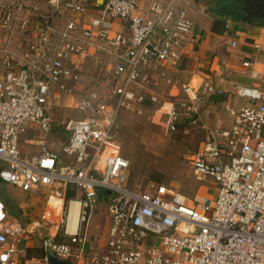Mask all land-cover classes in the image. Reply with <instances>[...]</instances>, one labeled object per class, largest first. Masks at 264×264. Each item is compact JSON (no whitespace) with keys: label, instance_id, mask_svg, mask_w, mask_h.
<instances>
[{"label":"built area","instance_id":"built-area-1","mask_svg":"<svg viewBox=\"0 0 264 264\" xmlns=\"http://www.w3.org/2000/svg\"><path fill=\"white\" fill-rule=\"evenodd\" d=\"M202 1L149 0L142 7L140 0H0V183L23 193L63 189L55 233L42 240L45 253L71 264H264V50L253 43L244 55L241 68L253 85L234 90L235 104L216 82L182 84L178 66L194 47L190 9ZM90 62L110 70L104 88L82 82ZM155 77L166 94L156 92ZM63 97L84 116L63 126L67 160L45 144L35 156L22 155L19 135L26 126L52 132L49 109ZM145 103L157 106L166 136L186 120L203 122L220 103L229 127L217 120L218 132L207 130L187 159L196 182L215 183L213 201L194 203L164 183L129 184L117 122ZM66 187L73 191L68 200ZM101 200L110 218L106 240L87 250ZM30 239L0 201V264H20L6 246Z\"/></svg>","mask_w":264,"mask_h":264},{"label":"rangeland","instance_id":"rangeland-1","mask_svg":"<svg viewBox=\"0 0 264 264\" xmlns=\"http://www.w3.org/2000/svg\"><path fill=\"white\" fill-rule=\"evenodd\" d=\"M205 2L206 0L202 1L204 5L202 10L204 13H209ZM230 3L235 7L230 9V12L240 18V21L230 23L236 26L237 29H249L259 27L261 25L259 23L264 24V0H239L238 2L230 1ZM195 12L198 13V7H195ZM207 13L208 20L211 15ZM221 44L225 54L231 55L227 52L225 43L221 42ZM96 67L97 65L93 62L88 64L86 72L82 76V82L88 87L104 88L110 80V70L101 66L98 69ZM122 80L123 78L120 77L119 81ZM229 97L226 95V102L233 103V96ZM65 100L66 98L63 97L62 101L53 103V106L49 109V114L55 122V128L45 138L47 146L59 154L62 161L67 160L62 154V148L68 140V134L63 126L68 119L77 120L84 117L77 110L67 109ZM156 109L157 106L145 103L134 112L121 113L118 118L116 135L121 145V152L130 163L129 184L145 186L148 182L164 183L176 188L194 203H202V196L198 194V190L204 184L193 179L192 168L187 159L191 154L201 149L205 137L208 135L207 130L218 132L215 125L209 126L210 124L219 119L223 121L222 128H228L230 120L222 112L220 103H217L215 107L210 108L214 113H211L206 121L201 118L205 123L198 120L183 122L180 123L175 134L166 136L163 134L161 125L164 118L158 121ZM30 133L33 134L35 142H29L27 134L22 133L19 135V149L26 147V149L32 151L36 138L42 136L39 129H31ZM207 182L206 193H213L216 188L215 183L210 179ZM199 191H203V189ZM62 195L63 190L58 186L43 187L29 193H23L11 185L0 183V201L4 204L5 209L21 210V216L25 220L24 224H21L32 233V241L37 243L36 248L41 246L42 240L47 237L49 231H52L50 229L55 227V225H48L45 221L39 222L40 217L51 211L50 220L55 221L57 218L54 214L60 211L62 202L59 198ZM52 212L54 213L52 214ZM8 217L13 221L12 217ZM109 221L106 202L101 200L87 228V236L91 247L95 248L98 244L104 243ZM38 222L40 223L39 226L36 225ZM153 240L155 241L156 238ZM143 250L144 242L141 243L140 251ZM145 260V258L141 259L139 264H144Z\"/></svg>","mask_w":264,"mask_h":264},{"label":"crops","instance_id":"crops-1","mask_svg":"<svg viewBox=\"0 0 264 264\" xmlns=\"http://www.w3.org/2000/svg\"><path fill=\"white\" fill-rule=\"evenodd\" d=\"M148 1L149 0H140V5L142 7H145ZM195 7H198V13L195 12ZM203 7L204 5L202 2L201 3L194 2V7L190 9V15L194 21V29L192 32V42L194 43L193 45L194 47L190 46L185 50L184 57L182 58V63L180 64V66H178V70L180 69L178 71V76L182 84H190L191 86L199 85L201 82L204 81L216 82V84L220 85V89L224 90L225 94L230 96L229 98H231V96H234V90L238 86L253 85V81L248 77V73L241 68V61L245 54H250L252 52L251 46L253 43L259 44L261 49L264 50V27H261L260 25L258 27L256 25L257 27H251L249 29H244V28L237 29L236 26L230 24L231 22L228 21V23H226L227 31L225 32V34L217 35L212 33V27H213L212 25L214 18L211 16V18H209L208 21L206 15L207 12L204 13V11L202 10ZM232 40L237 41L236 48L230 47V43ZM221 42L225 43V45L227 46L226 50L227 52L231 53V55L225 54ZM259 62H264V51H262L259 55ZM170 75L173 76L171 71H170ZM154 81L156 82L155 83L157 87L156 91L158 92L160 90L161 92L158 93L162 95L166 94L167 88L163 86L160 80L157 77H155ZM235 103L236 102L233 97L232 104ZM65 107L67 108L66 102H65ZM210 112L214 113L213 111ZM203 119L206 121L207 118H203ZM194 120L196 119H193V121ZM186 122H192V120H186L184 123ZM211 125H215V123H212L209 126ZM31 129L36 130L38 128H36L35 126H26L23 133L27 134L29 142H35V140L33 139L34 138L33 134L32 133L29 134V131ZM46 135L47 134H44L42 132V136H38L36 138V143L35 146H33L32 151H29L28 149H26V147L20 148L19 151L21 152V154L26 157H32L37 155L39 146L42 144L47 145L45 141ZM49 149L51 148L49 147ZM201 184H204V186H201L199 190L203 189V191L198 190V194L202 196L201 197V200L203 201L202 203H208L213 201L216 192L214 191L213 193L211 192L210 194L206 193V189L208 188L206 187V185L208 184L207 180L202 182ZM66 190L67 187L65 189L64 196H66ZM43 215H41L40 217L39 222L41 223H42ZM39 222L36 223L37 226L40 225ZM54 222L55 221L50 220V222H47V224L54 225L53 224ZM50 230L52 231H49L48 235H53L55 233V227L51 228ZM57 239L59 238L57 237ZM35 242L36 241H32V237L30 241L22 242L19 244H13L9 242L8 245L6 246V249L13 250V257L20 264H47L45 261V257L43 259L25 258L26 257L25 250L27 248L37 247L36 246L37 243ZM103 245L104 244H98L97 247ZM92 248L94 247H91L90 244H87L86 246L87 250Z\"/></svg>","mask_w":264,"mask_h":264},{"label":"trees","instance_id":"trees-1","mask_svg":"<svg viewBox=\"0 0 264 264\" xmlns=\"http://www.w3.org/2000/svg\"><path fill=\"white\" fill-rule=\"evenodd\" d=\"M230 1L238 2L239 0H206L205 4L207 6V11L211 14V16L214 18L213 21V27H212V33L217 35H224L227 31L226 29V23L228 21L232 23H236L240 21V18H238L236 15L232 14L230 12V9L235 8ZM263 24V23H262ZM260 25L261 27H264L263 25ZM219 28V29H218ZM159 183V182H157ZM73 195V191L67 187L66 190V196L65 199L68 200ZM98 195L100 199H102V193L99 191ZM6 214L10 217H12L13 220L16 222H19L20 224H24V218L21 216V210H13V209H6ZM58 241L64 239H61V237L58 236ZM25 258L31 259V258H40L43 259L45 257V250L42 246L39 248H27L25 250Z\"/></svg>","mask_w":264,"mask_h":264},{"label":"water","instance_id":"water-1","mask_svg":"<svg viewBox=\"0 0 264 264\" xmlns=\"http://www.w3.org/2000/svg\"><path fill=\"white\" fill-rule=\"evenodd\" d=\"M108 193V192H106ZM45 261L47 264H71L65 260L55 257L53 254L46 252Z\"/></svg>","mask_w":264,"mask_h":264},{"label":"bare ground","instance_id":"bare-ground-1","mask_svg":"<svg viewBox=\"0 0 264 264\" xmlns=\"http://www.w3.org/2000/svg\"><path fill=\"white\" fill-rule=\"evenodd\" d=\"M76 215H77V212H76V207H71V218L74 220H76Z\"/></svg>","mask_w":264,"mask_h":264}]
</instances>
